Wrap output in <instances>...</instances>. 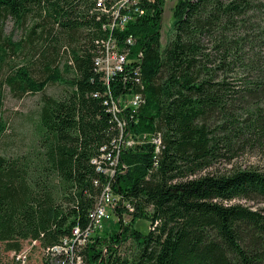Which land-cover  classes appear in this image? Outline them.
Listing matches in <instances>:
<instances>
[{
    "label": "trees",
    "instance_id": "16d2710c",
    "mask_svg": "<svg viewBox=\"0 0 264 264\" xmlns=\"http://www.w3.org/2000/svg\"><path fill=\"white\" fill-rule=\"evenodd\" d=\"M106 1L109 10L119 0ZM95 3L0 0V71L23 46L4 36L6 19L28 25L23 41L35 45L27 65L11 69L3 84L18 96L55 83L69 88L58 98L42 95L36 148L0 154V264H17L12 253L28 241L44 250L41 264H51L60 240L88 226L108 182L119 198L118 221L81 253L85 264H264V208L231 204H264V173L231 169L197 176L244 150L264 151V27L256 22L264 3L177 0L173 35L162 50V0L127 25L124 34L136 38L131 53L143 55L145 100L125 119L127 131L159 134L161 147L155 158L149 145L123 149L112 179L92 164L118 138L94 65L107 37ZM114 35L118 41L123 36ZM36 67L37 77L31 73ZM112 92L128 91L116 84ZM3 130L0 123V135ZM122 213L131 216L126 225ZM136 220L149 222L147 234L133 228ZM128 240L135 251L120 257ZM99 246L107 248L102 261ZM3 253L11 259L4 261Z\"/></svg>",
    "mask_w": 264,
    "mask_h": 264
},
{
    "label": "built area",
    "instance_id": "2783aa9c",
    "mask_svg": "<svg viewBox=\"0 0 264 264\" xmlns=\"http://www.w3.org/2000/svg\"><path fill=\"white\" fill-rule=\"evenodd\" d=\"M156 3V0H120L119 7L115 10H108L106 0H96V10L100 15H104L106 23L102 26L107 32L106 41L103 44L104 50L94 58L96 73L100 76L99 82L105 88L104 92L108 100L104 102L108 113L116 122L118 138L111 141L110 148L100 149L99 158H93L92 164L96 171L102 173L107 178L112 179L117 171L118 156L123 149L132 148L138 144L136 136L127 131L125 119L133 118V114L144 105L141 86V65L143 60L142 52L131 53L136 44V38L132 34H124L128 24L142 17L147 7ZM115 33H122L120 41L115 37ZM118 82V83H117ZM116 84H120L127 93L114 96L112 89ZM139 85V90L132 86ZM149 137L145 145L152 146L154 158L158 156L161 147L159 134L150 133L144 135ZM125 169V167H123ZM119 198L114 197L108 182L102 189L100 196L96 198L94 207L89 213V223L84 229L74 227L69 236L64 237L54 248L51 264H85L81 253L95 242V237L100 238L103 233L104 221L110 216V212L115 213ZM128 211H133L129 204L123 203ZM38 246L36 241H28L18 253H12V258L17 264H29L30 253ZM44 250H42V253ZM107 248L101 247L100 261L106 258ZM99 261V263H100Z\"/></svg>",
    "mask_w": 264,
    "mask_h": 264
},
{
    "label": "rangeland",
    "instance_id": "374dc122",
    "mask_svg": "<svg viewBox=\"0 0 264 264\" xmlns=\"http://www.w3.org/2000/svg\"><path fill=\"white\" fill-rule=\"evenodd\" d=\"M163 1V14L161 21L160 30V49L162 50L164 46L168 43L169 39L173 35V17L172 13L177 0H162ZM264 3V0H259ZM256 22L258 23V29L264 27V12L257 14ZM3 25L4 36L11 37L13 42H23L22 50L18 53L11 54L7 63L2 66L0 71V123L4 126V130L0 135V154L5 156H14L17 154H23L28 152L30 149L36 148L39 144V111L41 107V97L42 95H47L53 98L60 97L65 90L69 88L65 84L55 83L49 84L40 93H26L22 96L14 94V92L3 84V79L6 74L11 73V69H17L21 66L27 65V60L29 58V50L32 46V52L34 42L32 44L23 41L25 39V31L27 26H16L14 22L10 19H6ZM264 43V37L260 40ZM259 41V42H260ZM260 56L264 60V45L263 48L259 50ZM61 54V53H60ZM59 65H63L65 60V55L61 54L59 56ZM35 66V65H34ZM38 67L33 68L31 73L37 77ZM150 133H143L136 136L138 144L143 141H148V135ZM135 144L134 146L138 145ZM147 144L144 143V145ZM133 146V147H134ZM143 146V145H139ZM132 147V148H133ZM118 168V166H117ZM231 169H257L264 173V151L262 150H244L237 153V156L231 163L225 162L221 159L214 164L211 168L201 172L197 176H203L207 174H223ZM116 171H119L116 169ZM194 178V177H191ZM115 197V196H114ZM231 204H243L246 206H251L252 208H264V204L254 205L252 202H245L242 200L232 201ZM108 219L104 221V229H113L114 224L118 221L115 213L110 212ZM121 219L123 224H128L131 220V216L126 213H122ZM133 228L145 235L149 231V222L145 220H136L133 224ZM103 234V233H102ZM135 251V244L133 241L128 240L125 242L118 251L120 257L129 258ZM51 254V250H50ZM2 258L5 261L6 258L10 256L2 254ZM42 253L39 248H34L31 251L29 257V264H41Z\"/></svg>",
    "mask_w": 264,
    "mask_h": 264
},
{
    "label": "bare ground",
    "instance_id": "6f19581e",
    "mask_svg": "<svg viewBox=\"0 0 264 264\" xmlns=\"http://www.w3.org/2000/svg\"><path fill=\"white\" fill-rule=\"evenodd\" d=\"M119 2H120V0L119 1H117V2H115L114 3V5L109 9V10H115L116 8H118L119 7ZM108 6H110V5H108ZM149 229V228H148ZM101 246H99V248H100ZM54 255V250L52 251V256Z\"/></svg>",
    "mask_w": 264,
    "mask_h": 264
}]
</instances>
